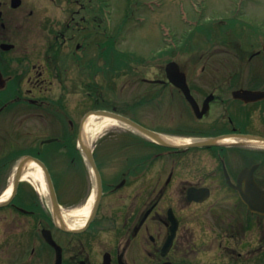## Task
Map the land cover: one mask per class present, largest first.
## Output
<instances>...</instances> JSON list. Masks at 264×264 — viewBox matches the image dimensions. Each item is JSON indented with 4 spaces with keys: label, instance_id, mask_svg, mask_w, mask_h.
<instances>
[{
    "label": "flooded vegetation",
    "instance_id": "flooded-vegetation-1",
    "mask_svg": "<svg viewBox=\"0 0 264 264\" xmlns=\"http://www.w3.org/2000/svg\"><path fill=\"white\" fill-rule=\"evenodd\" d=\"M59 7V15L38 16L27 0H0V264H264V36L249 57L234 60L233 73L187 74L200 111L212 95L201 116L166 74L144 78L174 88V111L190 129L179 135L210 144L164 154L163 146L119 131L118 146L140 152L94 150L98 178L90 155L66 153L68 136L90 110L132 116L127 111L139 106L124 100L110 108L101 95V83L109 94L116 78L129 76L116 59L113 9L105 17L99 0H60ZM36 28L44 42L33 41ZM240 90L252 96H236ZM51 130L58 152L47 141ZM111 133L102 136L107 145ZM30 157L46 166L61 206L80 208L94 195L81 227L57 223L39 181L24 176ZM70 188L75 197L67 200Z\"/></svg>",
    "mask_w": 264,
    "mask_h": 264
},
{
    "label": "rangeland",
    "instance_id": "rangeland-1",
    "mask_svg": "<svg viewBox=\"0 0 264 264\" xmlns=\"http://www.w3.org/2000/svg\"><path fill=\"white\" fill-rule=\"evenodd\" d=\"M27 1L37 11L38 16L60 14V0L56 2L52 0ZM111 2L115 19L114 33L120 32L121 34V37H115L119 38L120 42L122 41L121 48H125L122 50L136 56L134 64L138 66V69L129 73L127 77L120 76L116 80L114 92L111 89L109 94L106 84L100 81L103 90L101 95L107 96L105 100L110 106H113L112 101L115 102L114 105L119 106L124 100H129L131 105L139 107L127 112L149 127L172 135L190 130L188 125L179 122L180 118L174 111V88L151 85L144 82V78H165V66L170 60H176L190 77L194 74L233 73L234 60L240 56L249 57L258 48L255 45L259 41L256 29L264 32V0H111ZM238 16H242L250 24L241 26L238 23L237 30L230 29L228 38L232 40V43H225V34L220 30L219 22L233 17L238 18ZM206 22L214 24L211 28L214 30L212 42L204 32L195 29L196 25ZM208 26L209 24L204 25L206 28ZM123 28H126L127 33H122ZM100 30L104 31L103 26ZM31 34L33 41H45L42 28L32 30ZM99 40H103L101 33ZM170 43H172L171 46H169ZM165 47L172 50L164 52ZM207 58L210 60L208 61ZM203 89L206 88L203 87ZM178 105L179 112H183L186 119L188 116L184 105L179 103ZM105 131H112L111 134L105 136L109 137V145L105 143L104 137L102 138L103 134H101L91 146L96 153L140 152L135 149L131 150L134 148L131 146L127 148L118 146L122 145L121 139L119 140V131L134 133L126 126L119 124ZM57 134V130L50 132L51 137ZM165 152L167 150L163 149L164 154ZM165 162L163 160V163H159L164 170L168 168L165 167ZM73 165H68L70 176H74V171H71L75 169ZM53 168L57 172L59 162L54 161ZM66 197L67 200L74 199V189L70 188ZM62 206L66 210L78 207V205L68 206V203Z\"/></svg>",
    "mask_w": 264,
    "mask_h": 264
},
{
    "label": "water",
    "instance_id": "water-1",
    "mask_svg": "<svg viewBox=\"0 0 264 264\" xmlns=\"http://www.w3.org/2000/svg\"><path fill=\"white\" fill-rule=\"evenodd\" d=\"M19 3H20V0H17V4H19ZM166 69H167V73H168L169 79L173 83H175L176 85H178L180 88L183 89V91L185 92L187 98L192 102V104L194 105L196 111H198V104H197L195 98L193 97V95L191 94L190 88L188 87V84H187V81H186V74L183 71H181L180 65L178 64V62L170 61L167 64V68ZM250 93H251V91H244V92L237 91V92H235V95L236 96H239L240 94H244V95L248 94L249 95ZM211 97L212 96L208 97V99L206 100V105H205L203 111H201L200 115H202L206 111L207 102L209 101V99ZM91 114L108 115V116H111L113 118H116V119L124 122L125 124L129 125L130 127H132L134 129L138 130L139 132L143 133L144 135H146V136H148L150 138H153L158 143L166 145V146L206 145V144H210L213 141V139H207V140L205 139V140H201V141H198V142H195V143H192V144H174V143L165 141L164 139H162V135L161 134H159V133H157V132H155V131H153L151 129H148V128L144 127L143 125L139 124L138 122L132 120L129 117L123 116L121 114H118V113H115V112H112V111H107V110L90 111L86 115V117H85V119H84V121L82 123V127H81V130H80V135H79V143H80L82 151L86 155H90L89 161H90V163L92 165V168H93L94 172L96 173V175H98V178H99V173L97 171V168H96V165L94 163V160L91 157L92 150L88 147V145L83 140L84 124H85L86 120L88 119V117ZM45 172H46L47 182H48V185H49L50 194H51V198H52L53 209H54V213H55V217H56V216L60 215L59 204H58V200H57V196H56V192H55V188H54L52 179H51V177L49 176V174H48V172L46 170H45ZM45 232H46V237H47L48 241H50L51 244H53L54 246L57 247V249L59 250V255H61V247L58 244H56V242L54 241L51 231L47 230Z\"/></svg>",
    "mask_w": 264,
    "mask_h": 264
},
{
    "label": "bare ground",
    "instance_id": "bare-ground-1",
    "mask_svg": "<svg viewBox=\"0 0 264 264\" xmlns=\"http://www.w3.org/2000/svg\"><path fill=\"white\" fill-rule=\"evenodd\" d=\"M121 123L123 122L108 115L92 114L88 117L84 124L83 140L88 145V147H91L94 140L98 138L105 130ZM162 139L171 143H185L189 141L188 138L177 137L168 134L162 135ZM24 176L25 178L29 177L39 181L40 190L44 194L48 193L43 172L35 162H29L27 165H25ZM10 193L11 188L6 191L3 198L6 199ZM93 201L94 195H91L89 201L83 207L75 208L69 211L63 210L61 217L63 221L67 222V226L72 229L81 227L91 211Z\"/></svg>",
    "mask_w": 264,
    "mask_h": 264
},
{
    "label": "trees",
    "instance_id": "trees-1",
    "mask_svg": "<svg viewBox=\"0 0 264 264\" xmlns=\"http://www.w3.org/2000/svg\"><path fill=\"white\" fill-rule=\"evenodd\" d=\"M236 22H237V19L232 18L229 23H227L226 25H223V31H226L230 28H234V26L236 25ZM66 147L69 153H79V150L77 149V146H76V141L73 136H68L67 141H66Z\"/></svg>",
    "mask_w": 264,
    "mask_h": 264
}]
</instances>
